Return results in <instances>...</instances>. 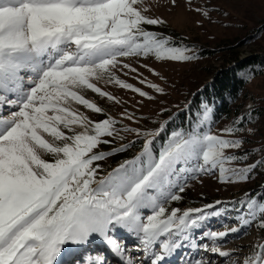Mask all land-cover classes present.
Listing matches in <instances>:
<instances>
[{"label": "snow or ice", "instance_id": "6c2138e0", "mask_svg": "<svg viewBox=\"0 0 264 264\" xmlns=\"http://www.w3.org/2000/svg\"><path fill=\"white\" fill-rule=\"evenodd\" d=\"M149 8L145 0H0V264H106L99 245L119 264H172L177 255V264H264V238L246 253L220 246L253 225L264 234V181L255 192L177 206L206 176L264 177V144L244 147L256 131L250 107L214 127L215 95L195 108L188 100L171 112L160 101L139 112L143 100L168 93L145 58L187 63L199 51L154 30L166 21ZM195 10L208 18L215 9ZM254 71L237 75L250 80ZM107 86L141 100L113 115L88 97L121 104Z\"/></svg>", "mask_w": 264, "mask_h": 264}, {"label": "rangeland", "instance_id": "374dc122", "mask_svg": "<svg viewBox=\"0 0 264 264\" xmlns=\"http://www.w3.org/2000/svg\"><path fill=\"white\" fill-rule=\"evenodd\" d=\"M150 5L148 15L160 16L166 23L160 26H151L154 30L170 35L183 42L189 47L193 46L197 52V60L187 63L156 61L154 58H145L144 62L156 68L161 75L167 78L168 83L164 85L168 89L167 95H157L156 100H143L139 107V112L149 114L157 110L160 101H164L163 106L169 107L171 112L176 111V106L191 100L193 108L200 101L198 94L208 87L213 80L221 73L229 71L232 67L251 58L256 59V68L250 80H246L243 90L234 103L227 106L233 108L226 117L216 120L214 127H222L235 115L246 112L250 107L253 109V120L247 124L254 128L255 134L250 135L244 144L245 148L257 147L264 144V0H176L175 5L171 0H145ZM206 5L215 10L210 12L208 18L200 15L195 8ZM199 20L200 23H196ZM259 29V31H257ZM258 61V63H257ZM144 75L154 82L163 83L146 70L141 69ZM129 82L136 83L138 87L151 91L146 85H140L131 77ZM204 85L201 89V85ZM103 86V85H101ZM107 89L118 96L121 104L107 101L88 93V97L105 107L111 114L116 115L124 107L134 110L136 102L141 100L138 95H134L130 90L118 89L114 86H107ZM90 115L92 119L101 118L100 114H92L86 109H81ZM166 113L165 115H168ZM127 122V121H126ZM142 123H150L148 120ZM107 148L108 146L102 145ZM108 159L105 163L112 165ZM118 161V160H117ZM116 161V162H117ZM264 177L257 176L248 182L242 183H219L212 177H204L203 184L196 183L185 193L184 201L177 205L198 206L200 203H208L213 199H229L241 195L244 190H257L258 185ZM203 192L205 196H200ZM234 221L225 219L224 223L231 227ZM213 230H222L223 225H217L216 219L211 221ZM264 238L255 226L245 229L239 234H229L226 241H221L222 248H234L237 245H244L242 252H247L249 245L256 242L257 238ZM128 245L131 244V237H125ZM100 247V248H99ZM103 245H99L100 251ZM102 249L100 252L103 253ZM106 258V264H117L114 259ZM177 264L179 256H176ZM217 259V257H213ZM119 264V263H118Z\"/></svg>", "mask_w": 264, "mask_h": 264}, {"label": "trees", "instance_id": "16d2710c", "mask_svg": "<svg viewBox=\"0 0 264 264\" xmlns=\"http://www.w3.org/2000/svg\"><path fill=\"white\" fill-rule=\"evenodd\" d=\"M255 64L256 59L251 58V60H246L232 67L229 71L221 73L208 87L204 88L203 91L198 94V98L200 99L205 96L211 99L212 95H215V98L217 99L215 108L216 120L226 117L230 112L233 111V108L230 107V105H227L229 103H234L243 90V85L245 84L246 80L238 76L237 73L241 70L253 69L258 72ZM112 158L113 159L111 160V163H115L122 157L121 155H116Z\"/></svg>", "mask_w": 264, "mask_h": 264}, {"label": "bare ground", "instance_id": "6f19581e", "mask_svg": "<svg viewBox=\"0 0 264 264\" xmlns=\"http://www.w3.org/2000/svg\"><path fill=\"white\" fill-rule=\"evenodd\" d=\"M105 251H106L107 255H108L110 258L114 259V262H116L117 264L119 263V260L117 259V257H116L115 255H113L112 252L109 251L106 247H105ZM112 255H113V256H112ZM174 260H175V256L171 258L172 264H174V263H173Z\"/></svg>", "mask_w": 264, "mask_h": 264}]
</instances>
